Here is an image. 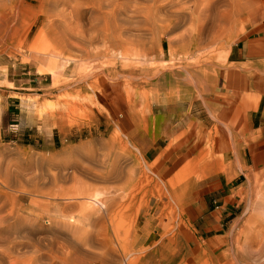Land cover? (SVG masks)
Instances as JSON below:
<instances>
[{
  "label": "rangeland",
  "instance_id": "obj_1",
  "mask_svg": "<svg viewBox=\"0 0 264 264\" xmlns=\"http://www.w3.org/2000/svg\"><path fill=\"white\" fill-rule=\"evenodd\" d=\"M73 1L70 8L77 0ZM247 1L253 3L250 10L237 16L235 24L221 29L219 22L229 0H198L200 6H208L211 16L202 21L204 26L190 16L195 1L184 0L179 23L159 32L153 24L145 23L140 13L151 5L148 0H121L123 15L118 20L122 35L114 47L101 36L91 45L80 46L74 35H69L74 42L69 44L76 47L68 46L64 57L74 61L53 56L62 50L58 35L66 31L67 24L62 27L59 22L61 31L53 33L38 14L39 3L30 1L21 24H6L2 16L14 19L21 4L12 7L10 2L4 3L8 8L3 5L5 9L0 10V69L13 66L37 79L40 96L32 99L34 116L39 122L45 120L35 138L28 140L24 135L16 145L0 143V227L15 239L13 244L20 237L27 244L25 264H158L157 252H149V247L174 234L181 223L179 210L169 185L138 151L117 111L125 104H138L145 110L151 101L150 84L162 72L192 84H197L199 77L207 79L215 58L219 60L248 30L264 24V0H243ZM69 7L64 6L71 13ZM82 12L79 25L89 30L92 10L84 7ZM71 16L68 20L74 16L73 26L78 20L75 14ZM102 20L96 21L100 27ZM213 30L217 31L214 36ZM52 63L56 68L51 72ZM237 183L234 220L222 247L208 254L202 264H264V250L260 256L264 210H259L264 209V170L247 173ZM95 192L110 205L109 215L103 214L104 222L99 225V214L94 211L89 218L85 210L87 198ZM49 204L60 205L58 217L46 212ZM99 242H105V247ZM12 255L17 259L16 252Z\"/></svg>",
  "mask_w": 264,
  "mask_h": 264
},
{
  "label": "crops",
  "instance_id": "obj_2",
  "mask_svg": "<svg viewBox=\"0 0 264 264\" xmlns=\"http://www.w3.org/2000/svg\"><path fill=\"white\" fill-rule=\"evenodd\" d=\"M218 58L197 84L162 72L150 84L145 110L125 104L117 111L138 151L169 185L179 210L174 234L149 247L158 264H202L220 249L236 214L235 184L264 170V24ZM29 74L13 66L0 69V143L16 145L44 128L32 102L40 96V84Z\"/></svg>",
  "mask_w": 264,
  "mask_h": 264
},
{
  "label": "bare ground",
  "instance_id": "obj_3",
  "mask_svg": "<svg viewBox=\"0 0 264 264\" xmlns=\"http://www.w3.org/2000/svg\"><path fill=\"white\" fill-rule=\"evenodd\" d=\"M27 1H30L31 4L34 3V2L39 3V5L37 6L38 12H39L38 14L44 19L45 24H46L45 27L47 26L50 29V31H52L55 34H58V32H59V31L57 32L56 29L57 30L60 29V31H61V28H59L60 25L59 26L57 25L59 22L60 23L62 22L61 23L62 27H64V24L65 25L67 24L66 26L69 27L71 25L70 22L73 21V19H74V16H73L74 14H75V18H77L75 21L78 20L77 24H75L76 23L75 22L73 24V26L71 25V28L67 29V27L65 26V28H66L65 30L66 31L69 30L68 32H66L64 30L65 32L62 31L61 34L59 33L58 41H59V44H61L62 50H60L59 52L55 51V53L53 55L54 57H59L61 59H66L67 61L68 60H70V61L73 60V58H69L67 56L64 57L65 56L64 54L66 52V48L71 45L69 43H72V44L74 43V42H72V40L69 39V38H71V37H69V35H71V36L74 35L73 37L75 38V40L78 41V45H80V46H81V43L84 44V45L87 43L86 46L91 45L92 43H94V41L97 38H99L101 36L103 41L108 43V46L111 47V48L114 47V45L116 43L115 40L117 38H120V36L122 35V32H121L122 29H121V24H120L121 20H118L119 19L118 16L121 17L123 15L122 14L123 13V10H122L123 7H121L122 6L121 0H77V1H75L74 6H71V8H73V10L69 7L72 4V2H74L73 0H72V2H71V0H0V10L3 9V8L5 9V6H6V4L8 2H10L12 4V7H15L19 3L21 4L20 7H19V12H17L18 15H16L17 17H14V19L12 17V19H11V18L2 16L3 19H4V22H6V24H21L23 22V20L25 19L26 15L28 14V8L29 7L27 5H29V4H27ZM183 1L184 0H148V2L151 3V5L149 4V6L146 7L145 10H141L140 13H143V18L145 20V23L153 24L151 26L157 28V30H159V32H165L168 28H170L172 26H175L176 25L175 22L178 21V23H179V20L181 19V17L184 16L183 13H182V10H181V6L184 3ZM194 1H195L194 2L195 3L194 4V10H192L190 12V16H192V20H194V21L197 20L199 23L201 22L200 23L201 26H204L205 22L210 20L209 18L211 17L209 15V10H207L208 6L207 5L206 6H202V4H201L202 7L200 6L199 3L201 1H203V0H200L199 3H198V0H194ZM5 2H7V3L4 4ZM201 3H203V2H201ZM211 3H212V1H211ZM213 4H214V2H213ZM252 4L253 3L250 2V1L243 2V0H229V4H227L228 9H226V14L224 15L225 17H223V20H220V22H219V24H221L220 25L221 29L222 28L224 29L225 25L229 26V24H235L236 21L239 20V18H236V17L237 16L240 17L241 13L243 14V12H246V11L250 10ZM3 5H5V6H3ZM64 6L69 7L72 10L71 13L73 15L68 11V9L64 8ZM10 7H9V9H10ZM84 7L87 8V9L91 8V10H92V15H91L90 19L92 20L93 24H90L89 30H83L82 29L83 28L82 24L79 25L80 22H81V19L84 17V14H83L84 12H82V9ZM205 7H207V8H205ZM7 8L8 7L6 6L5 10H7ZM109 8H111V10H109ZM16 9H17V7H16ZM167 9L169 10L168 13H166ZM13 10H14V8H13ZM164 11H166V12H164ZM134 12L138 13L137 10H135ZM4 14H6V13H4ZM162 14H163L164 18L162 17ZM69 15L73 16L72 19H71L72 16L70 17V19H71L70 21L68 20L69 19V17H68ZM101 18H103L102 21L104 22V24L100 27L99 21H98V23L96 21L98 19H101ZM1 21L3 22V20H1ZM202 21H205V22H202ZM94 22H96V24H94ZM198 22H196V23H198ZM211 23H212V20H211ZM2 24H4V23H2ZM163 24H165V25H163ZM231 27H232V25H231ZM111 28H113V29L111 30ZM227 29H228V27H227ZM202 30H204L203 32H205L206 29H202ZM215 30H219V29H215ZM214 32L215 31L213 30L212 31V35L213 36L215 35ZM201 33H202V31H201ZM209 34L211 35V33H209ZM209 34H207V35H209ZM219 34H220V32H219ZM85 35H87V37ZM207 35H205V37ZM210 35H209V37L207 36V38L210 39V37L212 36V35L211 36ZM202 36L203 35H201V37ZM66 37H67V39H66ZM201 37H200V40H201ZM202 38H203V41L206 42L205 41L206 38H204V36ZM67 42H68V44H67ZM201 44H203V43H201ZM71 46H75V44L71 45ZM75 47H73V48H75ZM70 49H71V47H70ZM77 49H79V48H77ZM126 49H128V46H127ZM132 49L135 52V49L134 48H132ZM126 52H124V53L126 54ZM84 53H86V52H84ZM120 54H121L122 57L125 56V54L124 55H122V53H120ZM85 55H88V53H86ZM135 56H132V58L135 57ZM124 58H126V56L123 57V60H126ZM128 58H131V57L128 55L127 61H128ZM136 58H137V56H136ZM131 60H133V59H131ZM55 68H56V63L51 65L50 68H48V69H50V71L52 72V71H54ZM153 74H154V72H153ZM123 81H125V80H123ZM182 174L184 175L185 173H182ZM100 195H101L100 192H95L91 197L89 196L87 198L88 203L85 206V210L88 212V217L89 218H91V213H93L94 211H96L99 214V218L96 220V224L97 225H99L100 223L104 222L105 217H104L103 214H105V216L109 215L108 211L110 210V205L107 202L104 203L100 199ZM263 199H261V200H263ZM57 208L59 209L60 205L49 204L48 206H46L45 210H46V212L48 214H52L55 217H58L59 212L57 211ZM258 208H259V206H258ZM259 210L263 211L264 209L261 208ZM14 240L10 239V233L9 232H7L6 230H4V229H2L0 227V264H25L23 259H24V256H25V249L27 248V244L25 242H23L21 237H20L19 241H17L16 243L13 244L11 241H14ZM29 240H27V241H29ZM70 240L71 239H69L68 241L70 242ZM90 241H91V243H94L95 239L91 238ZM97 241H99V240L97 239L96 242ZM245 243H246V241H245ZM71 245H72L73 248L76 247V249H78L77 248V244L71 242ZM99 245H101L104 248L106 243L105 242H103V243L99 242ZM256 245H257V243L254 246H256ZM260 250L261 251L264 250V247L262 246V249H260ZM260 250H258V253L261 252ZM15 252H16V254L18 256L17 259H15L14 258L15 256L12 255V253H15ZM251 252H254V251H251ZM250 253H249V255H250ZM255 253L256 252H254V254ZM262 254H263V251H262V253H260V256ZM40 258L43 259V256L41 255ZM257 258H258V256H257ZM260 263H261V261H260Z\"/></svg>",
  "mask_w": 264,
  "mask_h": 264
},
{
  "label": "built area",
  "instance_id": "obj_4",
  "mask_svg": "<svg viewBox=\"0 0 264 264\" xmlns=\"http://www.w3.org/2000/svg\"><path fill=\"white\" fill-rule=\"evenodd\" d=\"M12 127V126H11ZM13 128V127H12Z\"/></svg>",
  "mask_w": 264,
  "mask_h": 264
}]
</instances>
